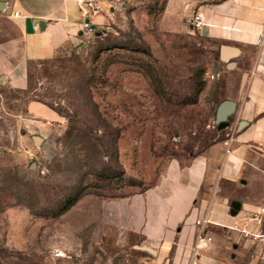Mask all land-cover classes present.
<instances>
[{
    "label": "rangeland",
    "instance_id": "obj_1",
    "mask_svg": "<svg viewBox=\"0 0 264 264\" xmlns=\"http://www.w3.org/2000/svg\"><path fill=\"white\" fill-rule=\"evenodd\" d=\"M192 1L102 0L76 46L26 63L24 89L0 84V264H169L129 229L132 206L169 161H215L226 137L218 47L191 25ZM30 101L59 121L30 132ZM248 238L216 264H264V232Z\"/></svg>",
    "mask_w": 264,
    "mask_h": 264
},
{
    "label": "crops",
    "instance_id": "obj_2",
    "mask_svg": "<svg viewBox=\"0 0 264 264\" xmlns=\"http://www.w3.org/2000/svg\"><path fill=\"white\" fill-rule=\"evenodd\" d=\"M193 4L201 17L200 35L218 47L220 66L209 82L217 87V107L223 101L235 107L225 139L212 148L215 161L208 155L185 166L169 161L132 206L136 223L129 229L154 248L155 261L169 264H188L194 253L199 264H216L220 256L233 260L248 237L264 232V0ZM86 21L94 30L104 15ZM82 23L75 0H0V84L24 89L26 63L54 59L76 46L86 33ZM221 46L233 50L226 61L220 59ZM26 110L30 132L59 121L40 102L30 101ZM203 219L208 242L198 238Z\"/></svg>",
    "mask_w": 264,
    "mask_h": 264
},
{
    "label": "built area",
    "instance_id": "obj_3",
    "mask_svg": "<svg viewBox=\"0 0 264 264\" xmlns=\"http://www.w3.org/2000/svg\"><path fill=\"white\" fill-rule=\"evenodd\" d=\"M80 16L83 19L82 28L85 31L91 32L92 27L86 19H90L92 15L98 14L102 9V0H75ZM14 16H18V13H14ZM191 25L195 28H199L201 25V17L199 14H196L192 17ZM262 32H264V8H263V20H262ZM228 146V142L225 143ZM263 209L260 210L262 212ZM256 218L257 216H253ZM207 222L206 219H203L201 222H198L199 232L198 238H203L206 241H210V238L204 237L202 226Z\"/></svg>",
    "mask_w": 264,
    "mask_h": 264
},
{
    "label": "water",
    "instance_id": "obj_4",
    "mask_svg": "<svg viewBox=\"0 0 264 264\" xmlns=\"http://www.w3.org/2000/svg\"><path fill=\"white\" fill-rule=\"evenodd\" d=\"M233 50L224 46L220 47V59L226 61L232 55ZM235 104L231 101H223L216 109L215 112V124L218 129H224L227 126L228 117L232 114ZM38 142L39 139L35 138ZM238 205H235L233 209L237 210Z\"/></svg>",
    "mask_w": 264,
    "mask_h": 264
},
{
    "label": "trees",
    "instance_id": "obj_5",
    "mask_svg": "<svg viewBox=\"0 0 264 264\" xmlns=\"http://www.w3.org/2000/svg\"><path fill=\"white\" fill-rule=\"evenodd\" d=\"M199 88H200V87H198L197 91L199 90ZM37 102H38V101H37ZM39 102H40V101H39ZM40 103L44 104L43 102H40ZM45 105H46V104H45ZM46 106H48L50 109H52L53 111H55L53 108H51V106H49V105H46ZM58 113H59V112H58ZM74 201H75V199H74ZM71 203H73V201H70V200H69V201L67 202V205H71ZM67 207H68V206H67Z\"/></svg>",
    "mask_w": 264,
    "mask_h": 264
}]
</instances>
